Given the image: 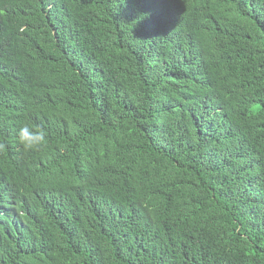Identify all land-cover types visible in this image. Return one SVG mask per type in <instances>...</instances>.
I'll list each match as a JSON object with an SVG mask.
<instances>
[{
  "label": "trees",
  "instance_id": "trees-1",
  "mask_svg": "<svg viewBox=\"0 0 264 264\" xmlns=\"http://www.w3.org/2000/svg\"><path fill=\"white\" fill-rule=\"evenodd\" d=\"M0 264H264V0H0Z\"/></svg>",
  "mask_w": 264,
  "mask_h": 264
},
{
  "label": "clouds",
  "instance_id": "clouds-1",
  "mask_svg": "<svg viewBox=\"0 0 264 264\" xmlns=\"http://www.w3.org/2000/svg\"><path fill=\"white\" fill-rule=\"evenodd\" d=\"M17 140L23 149L28 151L36 150L46 144L47 137L44 130L24 124L17 132Z\"/></svg>",
  "mask_w": 264,
  "mask_h": 264
}]
</instances>
